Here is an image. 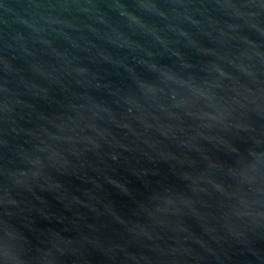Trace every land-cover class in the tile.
<instances>
[{
	"label": "water",
	"instance_id": "obj_1",
	"mask_svg": "<svg viewBox=\"0 0 264 264\" xmlns=\"http://www.w3.org/2000/svg\"><path fill=\"white\" fill-rule=\"evenodd\" d=\"M0 264H264V0H0Z\"/></svg>",
	"mask_w": 264,
	"mask_h": 264
}]
</instances>
